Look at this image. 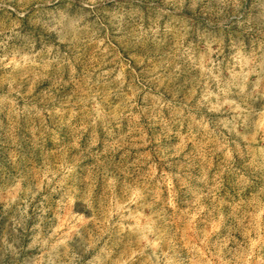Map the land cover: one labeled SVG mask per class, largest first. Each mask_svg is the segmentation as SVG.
Listing matches in <instances>:
<instances>
[{"label": "rangeland", "instance_id": "obj_1", "mask_svg": "<svg viewBox=\"0 0 264 264\" xmlns=\"http://www.w3.org/2000/svg\"><path fill=\"white\" fill-rule=\"evenodd\" d=\"M0 264H264V0H0Z\"/></svg>", "mask_w": 264, "mask_h": 264}]
</instances>
